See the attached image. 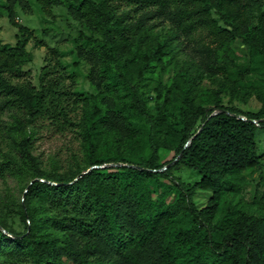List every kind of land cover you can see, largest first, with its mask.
<instances>
[{"label":"trees","instance_id":"trees-1","mask_svg":"<svg viewBox=\"0 0 264 264\" xmlns=\"http://www.w3.org/2000/svg\"><path fill=\"white\" fill-rule=\"evenodd\" d=\"M39 1L43 6H67L92 31L81 38L90 43L93 57L118 67L121 61L124 65L136 61L138 75L168 52L165 43H152L149 33L132 39L137 30H147L146 19L162 18L186 37L204 32L214 45L205 44L217 63L214 71L230 84L185 92L179 106L182 125L172 131L177 159L165 169L169 162H160L158 154L160 113H150L126 73L120 72L114 86L124 89L127 101L75 92L82 110L84 167L42 170L29 150L30 138L19 142L23 162L30 165L34 178L17 210L28 223L25 233H15L6 226L8 206L0 209V255L11 261L32 258L37 264H264V202L258 216L221 206L227 186L239 184L244 170L260 168L264 157L256 132L258 126L264 127V107L241 118L223 102L225 91L248 70L239 65L232 46L236 40L264 42V14L253 24L249 0ZM122 2L141 10L138 21L129 22V12L118 11ZM8 11L9 22L16 26L11 7ZM26 42L23 30L13 46L0 39V110L13 111L19 129L44 117L71 125L64 97L68 92L59 90L54 67L42 68L38 87L13 83L6 76L7 71L20 73L28 54ZM134 117L148 127L136 126ZM3 136L0 126V142ZM123 137L129 139L128 150ZM102 151L107 157L100 155ZM6 159L1 168L15 173V160ZM107 162L118 166H105ZM177 166L199 176L194 187L210 192L205 205L194 203L192 187L162 180L169 179ZM173 193L176 201L170 202Z\"/></svg>","mask_w":264,"mask_h":264},{"label":"rangeland","instance_id":"rangeland-1","mask_svg":"<svg viewBox=\"0 0 264 264\" xmlns=\"http://www.w3.org/2000/svg\"><path fill=\"white\" fill-rule=\"evenodd\" d=\"M8 7L12 9L16 26L8 20ZM131 8L122 2L118 11H128L129 22L135 23L142 13L141 10ZM248 13L252 23L256 24L258 17L264 14V0H249ZM145 28L146 31H134L136 33L131 35L132 39L137 40L140 34L149 33L152 43H165L168 52L161 56L155 67L138 75L136 61L126 65L121 61L118 67L93 57L90 43L81 38L83 34L91 35L92 31L86 21L76 17L64 4L43 6L39 0H0L1 42L13 46L20 37L21 30L27 35L25 47L28 54L20 66V73L11 74L7 71L6 76L13 83L38 87V76L42 68L54 67L53 76L57 79L59 90L68 92L64 97L68 115L73 122L71 125L56 123L44 117L32 123H24L19 129L14 125L13 111L0 110V126L4 132L0 142V209L8 206L6 226L13 232L23 234L26 231L28 221L24 222L17 210L26 187L34 180L30 165L23 162L21 156L19 142L23 138H30L29 150L38 158L42 170L51 171L57 167L62 172L69 165L75 164L84 167L79 127L82 110L81 103L74 100L75 92L84 96L101 93L109 98L127 101L124 89L114 86L120 72L126 73L127 81L137 85L139 96L150 113H160L162 128L157 135L161 145L158 154L160 162H172L167 166L171 167L177 159L173 150L172 131L182 125L179 106L185 92L202 88L219 89L222 84H230L220 73H215L213 67L217 63H214L213 54L205 46L212 43L204 32H196L193 36L186 37L176 32L168 21L154 17L145 20ZM94 37L99 35L94 32ZM232 49L239 65L248 70L236 86L225 91L223 102L235 108L234 114L244 117L248 112H258L264 107V42L257 39L251 44H245L236 40ZM132 121L143 129L148 127L139 117L132 118ZM256 132L258 151L264 154V127L258 126ZM140 138L136 137V143L141 142ZM122 144L128 150L129 139L123 137ZM100 155L107 157L104 151ZM7 157L15 160L12 165L15 173L1 168V164H6ZM104 165L118 166L112 162ZM90 169L91 167L86 171ZM240 177L239 184H234L233 189H230L231 185L227 186L221 206L227 210L240 208L246 213L258 216L264 202V157L260 168L246 169ZM169 179L162 180L169 184L175 180L184 187H192V200L198 207L207 203L210 192L194 187L199 179L197 174L177 166L172 168ZM168 201H176L175 193L168 197ZM181 206L186 205L183 203ZM0 264L37 263L32 258L11 261L2 254ZM63 264L73 263L64 261Z\"/></svg>","mask_w":264,"mask_h":264},{"label":"water","instance_id":"water-1","mask_svg":"<svg viewBox=\"0 0 264 264\" xmlns=\"http://www.w3.org/2000/svg\"><path fill=\"white\" fill-rule=\"evenodd\" d=\"M244 118V117H241ZM172 162H170L169 164H167L163 169H165L167 166H169ZM85 172H82L79 176L83 175Z\"/></svg>","mask_w":264,"mask_h":264}]
</instances>
